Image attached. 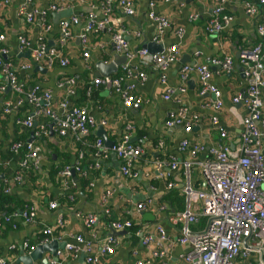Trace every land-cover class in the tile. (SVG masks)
Masks as SVG:
<instances>
[{
	"label": "crops",
	"instance_id": "crops-1",
	"mask_svg": "<svg viewBox=\"0 0 264 264\" xmlns=\"http://www.w3.org/2000/svg\"><path fill=\"white\" fill-rule=\"evenodd\" d=\"M25 2L26 0H10L8 5H0V34L4 36L0 48L5 49L6 54L1 57V61L11 65L21 86L29 81L32 85L27 87L28 90H31L33 85L37 86V83L40 85V91L48 92L50 101L46 110L49 115L44 113L42 117L35 116L33 127L28 128L21 124V128L17 127L16 132L14 123L18 114L10 107L15 94L8 84L5 71L0 68V85L4 86V91L0 94L1 180L14 176L21 169L18 162L6 158L7 154L12 152L11 146L16 143L14 139L17 136L24 137V143L32 146L37 154L35 162L38 165V177L35 181L26 178L24 184L14 185L10 191L14 199L17 198L25 204L24 210H33L34 221L25 223L21 212L14 214L12 225L0 230V257L6 260V264H23L20 259H25V256L36 251L39 246L38 239L43 235V229L48 227L53 229V237L58 243H73V237L77 235L87 242L95 241L92 239V232L78 217V214H94L99 220L97 229L102 238L112 233L109 221L131 220L140 227L135 236L128 231L123 236H117L118 245L115 252L103 256L97 264H185L181 255L188 252L189 246L177 242L180 238L179 228L171 224L173 214L168 213L171 210L168 195L173 189L168 190L166 182H173L177 191L182 190L186 181L195 189H205L206 186L198 167L191 168L187 177L181 167L171 171L168 165L171 162L186 160L185 156L178 152L179 141L184 137L207 146L221 144L234 148L238 144L243 130L240 121L247 114L243 105H233L231 101L234 95L244 94L246 89L239 53L241 50L252 49L262 41L257 33V26L264 24L262 8L257 6V0H228L225 13L232 17V21L221 33L211 35L206 33L205 27L213 8L212 0H171L168 3L164 0H135V12L132 16L122 14L114 3L109 22L102 31L96 29V25L106 18L102 0H31L28 3V11L39 8L47 13L44 24L47 23L50 28L44 31L40 17L36 16L32 23H26L24 16L18 13L19 6ZM245 3L257 7L258 11L254 16L247 15ZM52 5L62 7L57 12L72 11L70 19L74 17L78 21L70 25L71 35L64 43L60 41V22L70 19L62 17L55 21V15L52 14L55 11L49 12ZM150 13L168 19L170 27L163 32L158 30L157 23L149 17ZM193 16L196 18L190 19ZM88 21L94 24L89 33L85 29ZM178 31H182L181 39L178 38ZM83 33L87 35L85 43H82L80 38ZM116 34H121L127 41L130 53L137 52L147 43L161 46L164 53L172 46L178 45L180 60L165 72V84L160 83L157 71L149 67H139L137 61H131L133 75L144 73L143 80L136 77L126 80L124 84L132 85V94L142 99V105L138 109H126L121 98L111 90L92 84L94 79L102 78L95 76L98 65H109L117 56L125 57L115 49L112 37ZM21 35L31 43L30 48H19L18 38ZM37 42L43 45L46 51L57 50L60 57L67 60V65L61 66L57 59L55 66L46 68V74L34 72L33 67L36 64L32 62L31 53L32 48L37 47ZM28 51L29 58L18 57ZM83 53L88 56L84 57ZM224 56L232 57V70L227 74H220V70L214 67L216 71L212 73L211 80L222 94L223 109L218 115V120L228 138L220 140L218 132L208 122V119L215 115L214 112L203 108V105L212 99V95L200 96L197 76L189 75L182 83L179 73L183 65L181 61L187 64L190 60L209 66L208 61ZM27 64L31 65V69L22 70L21 67ZM121 66L120 64L117 72L109 77L121 73ZM69 80H74V85L70 86ZM181 86L185 92L178 90ZM8 87L10 90H7ZM167 89H173L174 94L165 100ZM262 100V119L258 122V128L264 131V92ZM12 107L18 106L13 104ZM75 108L87 110L95 121L94 128L78 138L72 132L64 136L59 135V120ZM181 108L186 109L188 114L200 117L193 125L192 132L186 136L180 127L165 126L169 114ZM23 110H20L21 115ZM30 113L32 108L25 117L22 115L23 119ZM99 128L104 130L105 139L112 141L113 145L127 135L133 145L142 149L140 159L133 165L135 177L125 179L119 173L120 161L110 151L112 146H104V140L97 137ZM97 140L105 147L99 161L94 157V145ZM158 142L163 145L161 149L157 148ZM261 144L264 153V135ZM199 158L203 159L204 155H199ZM95 162L99 165L97 168L93 167ZM157 162L163 163L159 170ZM80 163L83 172L75 171L74 177L70 176L69 180L62 179L58 174V178L52 182L49 177L50 170L59 168L61 173V169H75ZM42 166L45 169H42ZM160 173L169 175V180L161 178ZM106 191H110L107 201L104 199ZM147 199L154 201L155 205L145 207L142 214H151L152 222H144L142 216L136 214V205ZM51 202L56 203L55 209H50ZM160 207H165V210L161 211ZM106 208L110 214L109 219L103 223ZM59 218L62 219L61 228L55 226ZM202 224L204 225L203 219L199 224L191 226V230L202 229ZM158 226L163 227L167 239V245L162 243L161 247L166 254L163 260L152 257L156 245L144 246L141 243L142 237L146 235L156 237ZM24 243L34 247V250L25 249ZM101 244L95 243L94 248L97 250ZM78 254V257H68L66 264H86L85 260H80L81 254ZM39 256L42 259L33 264H52L49 253H40Z\"/></svg>",
	"mask_w": 264,
	"mask_h": 264
},
{
	"label": "built area",
	"instance_id": "built-area-1",
	"mask_svg": "<svg viewBox=\"0 0 264 264\" xmlns=\"http://www.w3.org/2000/svg\"><path fill=\"white\" fill-rule=\"evenodd\" d=\"M64 1V0H61ZM171 0H164L170 2ZM228 0H212L213 8L207 26L206 33L217 35L221 33L232 21V17L225 13V5ZM10 0H0V5H8ZM31 0H26L18 8V13L24 16L26 23H32L34 17L41 18L44 31L50 26L44 24L47 13L45 10L36 8L28 11V3ZM104 6V15L106 18L96 25V29L102 31L109 22V14L112 10V5L115 3L122 14L132 16L135 12V0H102ZM259 7L262 8L264 16V0H257ZM247 7V15L254 16L258 11L257 7L245 3ZM62 7L56 5L50 6L49 12H57ZM150 19L158 25V30L165 31L170 27V22L163 16L149 14ZM196 16L190 19L194 20ZM77 22L74 17L68 21L60 22L61 42L69 38L70 25ZM94 28L91 21L87 22L86 32L89 33ZM257 33L262 41L249 50H241L239 53V62L242 66V74L246 89L244 94H236L232 97V104H241L246 110V116L241 119L242 132L239 137V142L234 148L228 145L214 144L205 145L197 142L192 138L184 137L179 141L178 152L185 156L186 160L171 162L168 167L171 171H176L181 167L184 174L189 177L191 168L198 167L200 169L202 180L205 183V189H195L189 181L181 188L184 195L185 210L174 213L170 219L173 226L181 224L179 229L180 238L178 244L188 245L187 253L181 255V259L185 264H264V154L261 144V138L264 131L258 128V122L262 119V92H264V24L257 26ZM182 31H178V38L181 39ZM82 43L87 40V35L83 33L81 36ZM4 36L0 34V44L3 42ZM19 48L28 49L31 43L25 39L23 35L19 36ZM115 43L117 52L125 55L126 61L122 65V75L120 78L103 77L96 78L92 81L95 87H102L111 90L116 96L121 98L122 104L126 109H138L142 105V99L132 94L133 86H125L126 80L136 77L144 79V73L139 72L133 75L131 72V61H137L139 67H149L157 71L160 75V83L165 84V72L168 68L179 62L178 45L172 46L165 53L151 54L147 49L142 48L135 53L128 51L127 41L121 34H116L112 37ZM5 49L0 48V68L5 71L8 79V84L11 90L17 95H23L32 106V113L25 119L18 120L19 125L31 128L33 127L35 116L42 117L44 113L49 115L47 103L50 101L48 92L39 90V86L33 87L30 91L24 92L21 84L17 79V75L11 65L1 61V57L5 56ZM87 57V53H83ZM32 62L45 68H50L52 62L58 59L61 66L67 65V60L60 57L57 50L46 51L43 45L38 44L32 48ZM210 66L220 70V74H227L232 70L233 59L230 56L222 58H214L210 61ZM22 70L31 69V65H24ZM189 75H195L199 81L198 94L200 96L212 95V99L203 105L204 109H211L215 115L208 119L209 124L218 132L219 139H227V133L220 126L218 115L223 109L221 100V91L213 85L212 72L208 65L202 64H185L180 68L179 78L184 83ZM70 86L74 85V80H69ZM180 92H185V89L178 88ZM4 91V86L0 85V94ZM174 94L173 89H167L164 99L168 100ZM23 100L18 99L16 105L20 106ZM8 104V103H7ZM231 112L233 108L231 107ZM200 117L195 114H188L186 109L181 108L175 113H170L165 121L167 128L180 127L186 136L192 132L193 125L199 121ZM95 126L94 119L88 114L86 109L75 108L59 120L57 133L61 136L72 132L76 138L87 134ZM22 146V143L16 142L11 146L12 152L17 151ZM162 143L158 142V149L162 148ZM94 157L97 161L102 157V151L105 148L101 141L97 140L95 145ZM28 154L26 158L31 161L32 169L38 168L35 162L37 154L33 151L30 144H26ZM111 152L120 161L119 173L125 179L136 176L133 173V165L138 162L142 155V149L130 142L129 136L125 135L118 143L112 145ZM104 155V154H103ZM199 155H204L203 159ZM105 157V156H104ZM21 169L6 182H0V191L10 193L14 185L23 183V175L29 170V164L26 161L19 163ZM162 162H157V169L162 167ZM98 163H94L93 167L97 168ZM168 169V170H169ZM77 173H82L81 163L74 169ZM60 176L69 180L71 171L69 168H63ZM160 177L169 180V175L160 173ZM63 180V183H65ZM8 183V184H7ZM168 190L174 189L173 182H166ZM110 191H106L104 199L109 196ZM148 205H155L154 201L147 199L145 202H140L136 205V214L142 216V213ZM56 203L49 204L50 209L56 208ZM192 209V210H190ZM160 210H165V207H160ZM109 209L105 210V218L109 219ZM82 219L84 226L92 232V239L95 241H85L81 236H74L73 243H67L62 250L56 253V259L52 260V264H66L68 257H76L77 254L85 255L86 264H97L100 258L105 255H112L118 245V239L113 236L102 238L99 235L97 225L98 219L94 214H78ZM21 218L25 223H33L35 214L32 209H26L21 212ZM14 214L0 215V230L8 225H12ZM201 219L204 220V225L200 230H191V226L199 224ZM109 221V220H108ZM107 221V222H108ZM108 225L111 231L121 232L128 231L133 225H136L131 220L122 222L109 221ZM58 228L62 226V219L59 218L56 222ZM54 226V227H55ZM157 236L146 235L142 237L141 243L144 246L156 245V250L153 252L154 259L163 260L165 252L161 250L162 243L166 244V233L162 226L156 228ZM43 235L38 239L39 245L51 243L56 240L53 237V229L48 227L43 229ZM57 241V240H56ZM95 243H102L96 250ZM167 245V244H166ZM25 249L30 251L34 247H29L27 243L23 244ZM78 254V255H79ZM78 257V256H77ZM0 264H6V260L0 257ZM136 264H142L138 262Z\"/></svg>",
	"mask_w": 264,
	"mask_h": 264
},
{
	"label": "trees",
	"instance_id": "trees-1",
	"mask_svg": "<svg viewBox=\"0 0 264 264\" xmlns=\"http://www.w3.org/2000/svg\"><path fill=\"white\" fill-rule=\"evenodd\" d=\"M55 64H57V60L52 62L51 67L55 66ZM121 75H122V72L121 73H117V74H115L113 76V78H117V77L120 78ZM27 83L25 82L24 84H22V89H23L24 92L30 91V90L27 89V87L32 85V84H29V83L27 84ZM33 87H34V85L31 87V89ZM14 94H15V98L11 102V106L10 107L12 108V110H15L16 113L18 114V116L15 118V123H14L15 124L14 128H16V132H17L18 131L17 127L21 128V126L17 123V121L18 120H22L23 119L22 115L24 114V117H25L29 113L30 108H32V106L26 101V99H25V97H23V95L20 96V95H17L16 93H14ZM18 99L23 100L22 104L20 106H18V107H15V108L12 107L13 104H16V101ZM21 109H24L22 115L20 113ZM14 140H15L14 142H17V141L22 142V146L17 151L7 154L6 158L7 159H12V160H14V162H18V163H20L22 161H26V163L31 166V161L26 158V155L28 154V151L26 150V144L23 141L24 137L17 136V138H15ZM0 157H1V153H0ZM41 168L45 169L44 166H42ZM31 169L32 168H30L27 171V173H25L23 175V179L29 178L31 181H35L36 180V178L38 177V173H37L38 168L32 169V170ZM59 170L60 169L57 168V169H53V170L49 171V177L52 180V182L55 180L56 177L58 178ZM6 179L7 178L4 177L2 180L0 179V182L4 183ZM171 191L172 192L168 195L170 197L169 198L170 200H168V203L170 204L171 210L168 213L174 214V213L182 212V208L185 206L184 195L179 190L177 191V190L173 189ZM24 207H25V204L19 202L17 198L14 199L13 198V194H11V193L10 194L9 193H3L2 191H0V215H11V214H15L17 212H21V210L24 209ZM177 226H178L179 229L181 228V224L178 223ZM200 226L202 228L203 224L200 225ZM139 230H140V227L138 225H133L132 228L128 230V232L132 236H135L136 233L139 232Z\"/></svg>",
	"mask_w": 264,
	"mask_h": 264
},
{
	"label": "water",
	"instance_id": "water-1",
	"mask_svg": "<svg viewBox=\"0 0 264 264\" xmlns=\"http://www.w3.org/2000/svg\"><path fill=\"white\" fill-rule=\"evenodd\" d=\"M185 1H188V0H185ZM55 15V21H59L60 18H66V20L70 19V17L73 15L72 14V11L70 10H67L66 12H55V13H52ZM143 48L147 49V51L151 54H155V53H159V52H162L163 48L159 45H155V44H152V43H147L146 45L143 46ZM24 56H27L29 58L30 56V52H26L24 54H19L18 57H24ZM210 61H208L209 63ZM125 63V57L124 56H117L114 60L113 63L109 64V65H98L97 66V71L95 73V76L97 77H109L111 74L113 73H116L117 72V67L121 64V65H124ZM181 63L183 65L184 62L181 61ZM187 64H194V62L188 60L187 61ZM210 66V65H209ZM210 71L215 72L216 71V68L214 67H209ZM243 70V69H242ZM33 71L34 72H40V73H43V74H46L47 73V69L46 68H43L41 67L40 65H35L33 67ZM37 86H40L39 84L36 83ZM7 90H10V87H8ZM97 134V137H100L104 140V146L106 147H111L113 145V142L112 141H108L107 139H105V132L103 129L99 128V131ZM264 154V153H263ZM141 173H139V176H140ZM71 175L74 177V169H71ZM1 179V177H0ZM142 221L144 222H152L153 221V217L151 214L149 213H145V214H142ZM127 231H121V232H114L112 231V233L110 234V236H113V237H117V236H123L126 234ZM66 245L65 242H62V243H58V241L54 240L52 241L51 243H47V244H44V245H39L36 249V251L34 253H30L28 256H25L24 258L25 259H20V261L23 263V264H33L35 261L37 260H41L42 257L39 256L40 253H49L50 256L52 257V260H55L56 259V253L58 250H62L64 248V246ZM80 260H85V255L83 253H80ZM44 264V262H43Z\"/></svg>",
	"mask_w": 264,
	"mask_h": 264
},
{
	"label": "clouds",
	"instance_id": "clouds-1",
	"mask_svg": "<svg viewBox=\"0 0 264 264\" xmlns=\"http://www.w3.org/2000/svg\"><path fill=\"white\" fill-rule=\"evenodd\" d=\"M29 169H30V168H29ZM72 169H73V168H72ZM31 170H32V169H31ZM61 170H62V169H61ZM70 171H71V169H70ZM76 173H77V172H76ZM58 174L60 175V171H59ZM74 174H75V170H74ZM71 176H72V175H71ZM59 177H60V176H59ZM8 179H10V178H8ZM62 179H63V178H62ZM6 180H7V179H6ZM24 182H25V180H23V183H22V184H24ZM22 184H21V185H22ZM15 186H19V185H15ZM15 186H13V187H15ZM13 187H12V188H13ZM23 210H24V209H22L21 212H22ZM11 215H12V214H11ZM5 228H6V227H5ZM5 228H4V229H5Z\"/></svg>",
	"mask_w": 264,
	"mask_h": 264
},
{
	"label": "flooded vegetation",
	"instance_id": "flooded-vegetation-1",
	"mask_svg": "<svg viewBox=\"0 0 264 264\" xmlns=\"http://www.w3.org/2000/svg\"><path fill=\"white\" fill-rule=\"evenodd\" d=\"M78 22V21H77Z\"/></svg>",
	"mask_w": 264,
	"mask_h": 264
}]
</instances>
